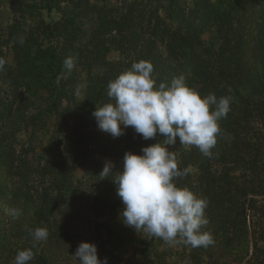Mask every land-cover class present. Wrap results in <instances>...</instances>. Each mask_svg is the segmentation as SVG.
I'll list each match as a JSON object with an SVG mask.
<instances>
[{
	"label": "trees",
	"instance_id": "16d2710c",
	"mask_svg": "<svg viewBox=\"0 0 264 264\" xmlns=\"http://www.w3.org/2000/svg\"><path fill=\"white\" fill-rule=\"evenodd\" d=\"M11 2L20 18L33 9L22 0ZM224 2L221 7L219 0H192L188 7L182 0L165 4L161 0H40L41 10L48 16L53 12L57 19L49 23L39 19L35 33H8L17 67L24 69L36 56L42 58L39 71L46 78L48 107L36 117L45 115L51 130L47 150L30 159L28 151L17 150V135L28 111L24 97L15 93L14 99L0 102V264H14L17 252L28 248L35 253L31 264H78L72 255L81 242L95 244L98 258H107L108 264H129L122 255L130 243L139 241L142 231L123 224L115 178L123 171L125 152L141 155L142 148L164 143L165 138L158 134L144 140L130 126L124 135L113 138L97 128L92 113L96 107L114 103L107 96L108 83L141 60L153 65L157 86L182 75L202 97L212 93L230 98L227 118L219 121L222 134L212 157L194 146L186 152L187 145H180L178 138L167 147L174 152L178 168L186 170L174 182L206 197L208 210L223 231L232 212L239 216L232 227L238 235L236 244L233 238L222 243L215 239L202 250L211 253L218 246L223 251L236 247L240 256L247 254L245 207L247 202L252 208L256 201L246 197L264 195V157L260 156L264 147V0ZM209 34L215 35L216 43L208 47L205 37ZM112 52L119 54L118 60L108 59ZM69 56L76 58L71 72L63 66ZM17 81L11 79L9 87L14 89ZM85 83L84 108L76 93L78 84ZM72 161L83 170L80 178L73 175ZM109 161L113 173L99 175ZM189 166L198 169L196 182ZM237 173L245 176L244 181ZM34 179L40 185L37 189L31 187ZM12 209H19L21 215L14 218ZM40 227L49 234L46 241L37 242L29 229ZM253 234L254 252L247 264H260L264 246L258 247L257 239H264V229ZM151 254L153 264H170L166 256ZM203 254L195 247L190 259Z\"/></svg>",
	"mask_w": 264,
	"mask_h": 264
},
{
	"label": "clouds",
	"instance_id": "9594fccd",
	"mask_svg": "<svg viewBox=\"0 0 264 264\" xmlns=\"http://www.w3.org/2000/svg\"><path fill=\"white\" fill-rule=\"evenodd\" d=\"M63 66L71 72L76 58L66 57ZM152 73L150 62L133 63L130 70L108 83L107 96L114 103L96 107L92 113L97 128L113 138L124 135L129 126L144 140L158 134L165 138L164 143L142 148L141 155L125 152L123 171L114 182L123 204L122 222L136 232L143 231L169 244L183 242L194 248L207 247L214 243L211 233L201 231L208 223V202L176 185L175 179L185 175L186 170L178 168L174 152L167 146L175 145L178 138L180 145L194 146L204 156L212 157L211 150L222 134L219 121L227 118L230 98H217L212 93L202 97L186 84L182 75L157 86ZM86 87V83L78 85L77 95ZM112 168L113 164L106 162L99 175L107 177L113 173ZM10 214L18 218L21 211L12 209ZM29 232L37 242L46 241L49 234L44 227ZM72 257L78 264H108L107 258H98L97 247L92 243L81 242ZM34 258L32 248L20 250L14 264H31Z\"/></svg>",
	"mask_w": 264,
	"mask_h": 264
},
{
	"label": "rangeland",
	"instance_id": "374dc122",
	"mask_svg": "<svg viewBox=\"0 0 264 264\" xmlns=\"http://www.w3.org/2000/svg\"><path fill=\"white\" fill-rule=\"evenodd\" d=\"M12 0H0V58L3 61V68L0 69V102H6L7 100L14 99L13 94L21 93L24 97L22 103L26 104L28 111L25 114L23 124L21 126V132L17 135V150L21 154H24L26 151L29 152V158L37 159L40 155L44 154L45 150L48 148V130H51L49 121L47 117L43 116V119L37 118L38 112H44L48 107V95L45 91L44 85L46 84V78L43 76L42 72L39 71V65L41 63V56H36L34 60L26 65L24 69L17 67L13 46L8 38V33L13 30L14 33H21L24 30L25 32L35 33L36 25L39 19H42L45 23L52 22L57 19L58 15L53 12L49 14L46 11L41 10L40 0H22L25 3H28L32 6L33 9L30 10V14L27 13L23 18H20L16 13L11 9ZM169 0H161L162 4L168 2ZM225 0H219L220 6H224ZM185 2L188 7H191L192 0H182V3ZM92 21L90 20L87 24V28L91 25ZM205 39L208 43L205 45L209 47L214 46L216 43V38L214 34L206 35ZM45 45V44H44ZM33 49L32 51H34ZM167 63H170V60L167 58L166 52L162 49L160 51ZM110 60H118L119 54L112 52L108 55ZM18 79L17 86L13 89L9 87L11 79ZM79 85V84H78ZM11 96V98H9ZM17 100V98H15ZM77 102L81 107H87L83 100V91L81 90L80 94L76 93ZM20 101V100H17ZM17 121L21 123V115H18ZM185 151L190 152V147L185 146ZM260 156L264 157V147L260 152ZM72 168L74 169V177L80 178L83 175V170L79 166V163L72 161ZM188 172L192 176V181L196 182L198 177V169L196 166L187 167ZM241 180L244 181L245 176L241 173H237ZM258 176V175H257ZM37 180H33L31 187L37 189L39 187ZM196 195V193H194ZM198 198L206 199L200 192L196 195ZM246 198L253 199L256 201L255 206L248 208L246 202V221L249 225L247 232V254L240 256L238 254V248H233L229 251H223L222 246H218L213 249L211 253L205 252L202 250V246L198 247L202 252H204L202 258L190 259V253L194 247L183 242L176 244H169L164 240L157 237H149L147 233L143 232L138 236L139 241L130 243L125 252L122 255V261L129 264H146L147 261L154 263L151 253H159L167 257L170 264H243L244 260L248 257L249 254V242L252 243V254L254 252L253 247V231L257 233L264 229V195L252 196L248 195ZM207 200V199H206ZM210 204V202L207 200ZM209 206V205H208ZM207 206L205 210V218L208 220V223L202 226V232L211 233L213 240L219 239L222 243V239L233 238L235 244L237 243L238 235L233 231V226H237L236 222H233V219L239 217L235 212L230 211V216L228 224H226V230L223 231L218 220L215 219L214 215L210 214ZM6 216L8 213L6 212ZM258 234H255V237ZM249 238L251 241H249ZM256 243V240H255ZM258 247L264 246V239H257ZM212 246V245H211ZM209 253V254H207ZM252 257V256H251ZM250 257V258H251ZM260 264H264L260 263Z\"/></svg>",
	"mask_w": 264,
	"mask_h": 264
},
{
	"label": "water",
	"instance_id": "95a60500",
	"mask_svg": "<svg viewBox=\"0 0 264 264\" xmlns=\"http://www.w3.org/2000/svg\"><path fill=\"white\" fill-rule=\"evenodd\" d=\"M249 241H251V239L249 238ZM252 243L249 242V254L248 257L244 260L243 264H247V262L249 261L250 257L252 256Z\"/></svg>",
	"mask_w": 264,
	"mask_h": 264
}]
</instances>
